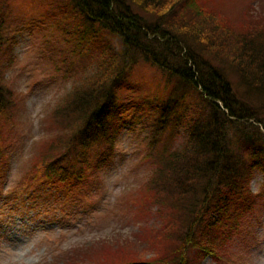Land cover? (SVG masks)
I'll list each match as a JSON object with an SVG mask.
<instances>
[{
  "label": "trees",
  "instance_id": "trees-1",
  "mask_svg": "<svg viewBox=\"0 0 264 264\" xmlns=\"http://www.w3.org/2000/svg\"><path fill=\"white\" fill-rule=\"evenodd\" d=\"M0 9L1 33V1ZM63 10L65 32L90 38L91 49L75 63L66 53L80 70L47 115L52 134L39 144L34 166L48 184L82 177L90 154L96 163L109 157L111 111L132 108L121 122L138 120L140 131L148 130L153 166L137 203L153 220L132 243L81 244L53 255V264H202L204 254L219 260L216 243L238 234L256 200L264 202V182L259 194L249 187L254 171L264 170V12L244 11L234 22L204 0H66ZM0 51L1 141L3 126L15 122L18 97L3 75L1 38ZM142 63L160 71L169 91L163 101L139 100L143 84L129 79Z\"/></svg>",
  "mask_w": 264,
  "mask_h": 264
},
{
  "label": "rangeland",
  "instance_id": "rangeland-1",
  "mask_svg": "<svg viewBox=\"0 0 264 264\" xmlns=\"http://www.w3.org/2000/svg\"><path fill=\"white\" fill-rule=\"evenodd\" d=\"M0 1L4 7L0 38L8 64L3 75L18 97L15 122L3 126L0 141V264H53V255L81 244L132 243L135 232L153 220L141 216L137 203L139 189L153 166L147 159L148 130L141 132L138 120L131 126L121 122L134 114L125 111L132 108L112 110L104 136L106 143L112 141L109 157L96 163L90 154L82 177L62 185L46 183L41 169L34 166L39 144L52 134L45 121L76 80L74 72L80 67L72 63L87 60L90 38L65 32L66 0ZM204 3L234 22L241 20L244 11L253 16L264 12V0ZM48 4L53 5L52 10H46ZM141 66L129 79L143 84L139 100L157 97L163 101L169 91L160 83V71L147 63ZM154 112L145 118L152 121ZM263 182L264 170L258 168L251 176L250 191L259 194ZM215 246L214 251L221 254L219 260L204 254L202 264H264L263 199L258 198L242 219L238 234ZM140 254L145 259L152 255L147 246ZM88 261L82 264L92 263Z\"/></svg>",
  "mask_w": 264,
  "mask_h": 264
}]
</instances>
